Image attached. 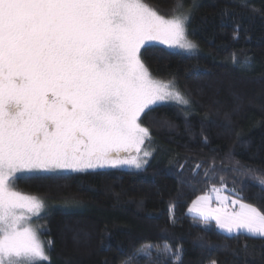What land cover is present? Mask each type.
Returning a JSON list of instances; mask_svg holds the SVG:
<instances>
[{
    "label": "trees",
    "instance_id": "1",
    "mask_svg": "<svg viewBox=\"0 0 264 264\" xmlns=\"http://www.w3.org/2000/svg\"><path fill=\"white\" fill-rule=\"evenodd\" d=\"M145 2L172 14V0ZM192 4L185 0L178 12ZM195 5L188 37L198 53L163 51L157 42L143 51L153 76H174L191 101L185 108L156 106L143 118L152 151L143 168L26 174L13 182L15 191L38 195L45 205L62 204L40 218V235L52 241L51 264H161L165 245L182 248V264H264V238L226 234L188 213L194 198L215 186L264 213L256 179L264 177V0ZM141 248L151 259H129Z\"/></svg>",
    "mask_w": 264,
    "mask_h": 264
},
{
    "label": "snow or ice",
    "instance_id": "2",
    "mask_svg": "<svg viewBox=\"0 0 264 264\" xmlns=\"http://www.w3.org/2000/svg\"><path fill=\"white\" fill-rule=\"evenodd\" d=\"M172 4L166 17L145 0H0V264H51L52 241H41L38 229L26 226L42 217L44 200L12 189L19 174L105 165L140 169L152 155L143 149L151 141L143 118L166 103L190 106L174 76L154 77L142 59L151 41L163 51L197 50L188 25L198 5L193 0L178 12L185 0ZM256 179L264 191V177ZM208 200L198 197L188 212L214 219L228 233L264 238V213L257 207L233 200L241 211L229 212L207 207ZM169 222L174 225L175 217ZM142 253L151 259L144 248L129 259ZM181 253L165 245L161 264H182Z\"/></svg>",
    "mask_w": 264,
    "mask_h": 264
},
{
    "label": "rangeland",
    "instance_id": "3",
    "mask_svg": "<svg viewBox=\"0 0 264 264\" xmlns=\"http://www.w3.org/2000/svg\"><path fill=\"white\" fill-rule=\"evenodd\" d=\"M160 14V13H159ZM167 17V16H166ZM188 39L189 40H191L189 37H188ZM192 41V40H191ZM153 42H157V43H159L158 41H151V42H149V43H153ZM194 42V41H193ZM160 44V43H159ZM165 47V46H164ZM171 50H173V51H176V50H178V51H181L180 49H171ZM198 47H197V50L195 51V52H193L194 54H196V53H198ZM183 52V51H182ZM173 104H175L174 102H173ZM182 107H184V106H182ZM185 108V107H184ZM191 109V108H190ZM189 110V109H188ZM190 111V110H189ZM142 126H143V124H142ZM143 149L144 150H150L151 151V149H150V145H149V142H146L145 143V145L143 146ZM124 155H127V154H122V156H124ZM132 155H136V153L135 152H133L132 153ZM141 155V157H142V153L140 154ZM150 158V156L149 157H147L146 159H147V161H148V159ZM147 164V163H146ZM146 164H144L143 165V167L146 165ZM103 167H112V168H114L113 166H111V165H105V166H103ZM103 167H96V168H89V169H84V170H92V169H99V168H103ZM116 167H119V168H122V169H130V170H137V168H135L134 166H131V165H118V166H116ZM142 167V168H143ZM141 169V168H140ZM70 172H81V171H72V170H56V171H54V172H44V171H37V172H32V173H22V174H19V175H26V174H37V173H53V174H59V173H70ZM11 187H12V189L13 190H15L14 189V184H13V182H12V184L10 185ZM214 189H219L220 191L219 192H217V191H215ZM201 196H208L209 197V200H208V202H207V207H211V208H217V207H226L227 208V210L229 211V212H233V211H235V212H239V211H241V209H240V204L239 203H237V204H235V205H233L232 204V201L233 200H237V201H240V202H242V203H245V202H243L241 199H240V197L239 196H237V195H235V194H233V193H230V192H226L225 191V189L223 188V187H221V186H215L214 188H211L208 192H206V193H204V195H200V196H197L196 198H194V200H196L198 197H201ZM228 197V199H227V201H223V197ZM193 200V201H194ZM192 201V202H193ZM192 202H191V204L189 205V206H191L192 205ZM45 203V202H44ZM245 204H248V203H245ZM250 204V203H249ZM62 205V204H61ZM61 205L60 204H53V205H45V209H44V213H43V215L42 216H44V215H46L47 213H48V210L50 209V208H52V207H60L61 208ZM65 205H67V204H65ZM251 205V204H250ZM189 209V208H188ZM188 213H190V212H188ZM191 214H193V213H191ZM197 217H200L197 213H194ZM201 218V217H200ZM209 221H212L214 224H215V226H216V222H215V220L214 219H211V218H209L208 219ZM26 226H30V227H33L34 229H38V235H39V238H40V240L41 241H43L44 242V239H43V237H42V235H40V230L41 229H43V227H44V224H41V222H40V218H33L31 221H30V223L28 224V225H26ZM217 227V226H216ZM223 231V230H222ZM226 234H228V232H226V231H224ZM234 233H236V232H234ZM231 234V233H230ZM45 246H47V245H45ZM41 262H43V261H41ZM41 262H40V264H41Z\"/></svg>",
    "mask_w": 264,
    "mask_h": 264
},
{
    "label": "crops",
    "instance_id": "4",
    "mask_svg": "<svg viewBox=\"0 0 264 264\" xmlns=\"http://www.w3.org/2000/svg\"><path fill=\"white\" fill-rule=\"evenodd\" d=\"M191 214V213H190ZM191 215H195L194 213L193 214H191ZM248 234V233H247ZM250 235V234H249Z\"/></svg>",
    "mask_w": 264,
    "mask_h": 264
}]
</instances>
